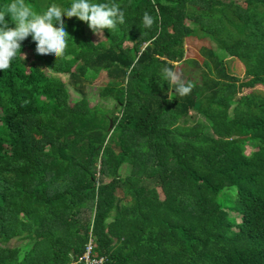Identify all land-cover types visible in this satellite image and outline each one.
I'll use <instances>...</instances> for the list:
<instances>
[{
  "label": "trees",
  "instance_id": "obj_1",
  "mask_svg": "<svg viewBox=\"0 0 264 264\" xmlns=\"http://www.w3.org/2000/svg\"><path fill=\"white\" fill-rule=\"evenodd\" d=\"M92 2L125 23L95 43L62 17L63 57L29 36L0 71V264H83L89 240L103 264H264V0ZM190 37L215 45L202 62L184 57ZM176 64L194 85L182 98L162 79Z\"/></svg>",
  "mask_w": 264,
  "mask_h": 264
},
{
  "label": "clouds",
  "instance_id": "obj_2",
  "mask_svg": "<svg viewBox=\"0 0 264 264\" xmlns=\"http://www.w3.org/2000/svg\"><path fill=\"white\" fill-rule=\"evenodd\" d=\"M5 17L10 18L15 25L14 28L9 27ZM62 17L77 18L86 23L89 30L98 37L103 36L105 29L114 30L118 24L125 23L124 11L121 5L115 2L93 3L92 0H72L67 9L53 4L43 13H36L25 0H11L0 7V71L10 67L17 53L20 54L22 42L29 36L35 43L37 55H52L55 60L63 57L68 47L69 35ZM157 19L144 12L142 24L145 28H151ZM162 79L175 85L174 94L181 98L189 95L194 87L191 82L187 84L182 82L180 76L168 67L162 69Z\"/></svg>",
  "mask_w": 264,
  "mask_h": 264
},
{
  "label": "rangeland",
  "instance_id": "obj_3",
  "mask_svg": "<svg viewBox=\"0 0 264 264\" xmlns=\"http://www.w3.org/2000/svg\"><path fill=\"white\" fill-rule=\"evenodd\" d=\"M85 33H86V36L88 38H90L91 40H93L95 43L101 39H103L104 37H98L96 35H94L92 33V31L89 30L88 27L85 28ZM125 45H127V42L125 43ZM184 49H185V58L186 59H192V60H196L197 62H202L203 61V55L201 53V48L203 47H206V48H214L215 45L213 43H211L210 41H208L207 39H197V38H193V37H190V38H186L184 40ZM220 51V55H223L225 52L222 51V50H219ZM24 57H31L30 55V51H26L24 54H23ZM223 58V56H221ZM227 59V58H226ZM31 59H28V63L30 62ZM235 62H238L237 60H233ZM231 62V61H230ZM35 65H36V61H34ZM37 65L39 67H41L43 70H45V67L40 64L39 62H37ZM176 73L182 77L183 74L182 72L180 71L181 68L180 65H177L176 64ZM229 68L230 70L232 71L233 74H236V75H239V76H242L243 74V71L241 69V67L238 65V64H234V63H231L229 65ZM47 72L48 75H51V72H49L48 70H45ZM56 76L60 77L62 80L66 81L67 80V77L63 74H56ZM106 78L104 76V74H102V76H100L97 80H95L91 85H89L87 87V93L89 95V105L90 106H94L95 104L98 103V98L96 96V91L98 89L99 86H102L105 84L106 82ZM255 89H259V90H262L264 91V87H261V86H257ZM245 93L248 92V90H244ZM75 98V95L71 92V99H74ZM70 103L72 104V101H70ZM253 151V149H251L250 147H246V153H249ZM125 170V169H123ZM104 181H109V179H104ZM237 222H239V217H237ZM14 241L11 242V244H13Z\"/></svg>",
  "mask_w": 264,
  "mask_h": 264
},
{
  "label": "built area",
  "instance_id": "obj_4",
  "mask_svg": "<svg viewBox=\"0 0 264 264\" xmlns=\"http://www.w3.org/2000/svg\"><path fill=\"white\" fill-rule=\"evenodd\" d=\"M95 244L92 240H89L85 246L84 253L79 258L78 262H82L83 264H103L104 258L103 257H92L94 252Z\"/></svg>",
  "mask_w": 264,
  "mask_h": 264
},
{
  "label": "water",
  "instance_id": "obj_5",
  "mask_svg": "<svg viewBox=\"0 0 264 264\" xmlns=\"http://www.w3.org/2000/svg\"><path fill=\"white\" fill-rule=\"evenodd\" d=\"M111 126H112V124H111V122H110V124H109V128H111Z\"/></svg>",
  "mask_w": 264,
  "mask_h": 264
}]
</instances>
